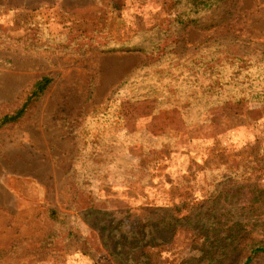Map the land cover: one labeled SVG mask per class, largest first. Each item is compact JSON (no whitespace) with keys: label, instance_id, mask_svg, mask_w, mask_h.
<instances>
[{"label":"rangeland","instance_id":"374dc122","mask_svg":"<svg viewBox=\"0 0 264 264\" xmlns=\"http://www.w3.org/2000/svg\"><path fill=\"white\" fill-rule=\"evenodd\" d=\"M173 2L0 0V116L19 108L37 79L53 78L20 122L0 128V255L57 231L54 248L14 264H114L99 217L114 220V227L122 221L146 225L152 205L197 199L211 185L203 179L206 169L211 178L208 169L262 152L264 94L258 102L212 107L187 125L179 109L159 108L154 98L132 99L122 87L151 57L100 46L167 20ZM216 17V26L184 29L185 53L202 42L264 52V0H235ZM111 132L125 150L106 160V178L87 174L83 189L74 193L71 182L82 153ZM141 139L155 143L159 156L145 159ZM259 175L264 184V170ZM93 205L102 213L87 216ZM188 235L180 232L159 264L197 257ZM251 264H264V254Z\"/></svg>","mask_w":264,"mask_h":264},{"label":"trees","instance_id":"16d2710c","mask_svg":"<svg viewBox=\"0 0 264 264\" xmlns=\"http://www.w3.org/2000/svg\"><path fill=\"white\" fill-rule=\"evenodd\" d=\"M234 3L235 0H174L167 20L135 30L123 41L112 38L100 48L110 52L139 51L150 56L122 87L130 91L132 99L154 98L159 108L179 109L186 124L191 125L212 107L258 102L264 94V52L234 51L221 42H202L186 53L181 48L186 27L216 26L220 7H232ZM52 82L48 75L37 79L22 105L0 116V128L20 122ZM141 140L144 151H148L145 159L159 156V147L151 146L155 143ZM92 144L95 148L82 153L81 165L74 170V193L83 189L87 174L99 180L106 178V160L126 148L114 132L98 136ZM129 166L131 174L135 165ZM208 170L212 177L206 169L203 179L211 185L204 186L197 199L152 205L145 217L146 225L128 227L122 221L114 227V220L99 217L97 223L103 222L100 230L108 231L102 234L103 246L113 263L159 264L158 258L173 248L183 231L189 234V249L199 251V255L183 259L182 264H251L256 255L264 254V184L259 175L264 170V148L254 158L221 163ZM185 179L190 182L189 176ZM89 208L84 211L87 216L95 211L96 215L102 213L94 205ZM58 236L55 231L37 243H18L0 255V264H14L16 259L48 252L56 246ZM87 242V248L92 250Z\"/></svg>","mask_w":264,"mask_h":264}]
</instances>
